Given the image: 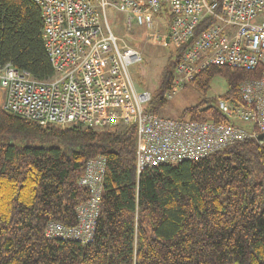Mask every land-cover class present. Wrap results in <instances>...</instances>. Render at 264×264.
I'll list each match as a JSON object with an SVG mask.
<instances>
[{
	"label": "trees",
	"instance_id": "obj_1",
	"mask_svg": "<svg viewBox=\"0 0 264 264\" xmlns=\"http://www.w3.org/2000/svg\"><path fill=\"white\" fill-rule=\"evenodd\" d=\"M43 25L34 0H0V64L52 78ZM182 50L167 64L175 68ZM260 74L212 65L190 85L206 94L221 76L227 91L220 98L239 103L240 83ZM173 78L166 67L149 111L160 114ZM218 102L204 97L179 118L226 121ZM32 138L43 143L22 142ZM98 155L107 166L93 239L47 237L50 220L78 223L76 209L89 198L79 180ZM136 162L135 125L43 127L0 106V264H264V140L246 139L139 176Z\"/></svg>",
	"mask_w": 264,
	"mask_h": 264
},
{
	"label": "built area",
	"instance_id": "obj_2",
	"mask_svg": "<svg viewBox=\"0 0 264 264\" xmlns=\"http://www.w3.org/2000/svg\"><path fill=\"white\" fill-rule=\"evenodd\" d=\"M34 1L42 11L54 76L40 80L12 63L0 64L4 110L43 127L135 125L137 176L146 168L199 160L264 134V0ZM109 8L126 14L130 24L134 19L145 26L152 44L183 47L172 89L189 85L212 65L261 74L240 83L239 103L219 100L223 122L170 118L149 111L152 94L139 90L130 73L132 65L143 61V54L115 33ZM205 21L209 24L197 33ZM106 161L98 155L86 162L79 184L88 190L89 198L76 209L78 223L66 226L50 220L47 237L83 243L93 239Z\"/></svg>",
	"mask_w": 264,
	"mask_h": 264
},
{
	"label": "rangeland",
	"instance_id": "obj_3",
	"mask_svg": "<svg viewBox=\"0 0 264 264\" xmlns=\"http://www.w3.org/2000/svg\"><path fill=\"white\" fill-rule=\"evenodd\" d=\"M110 23L115 33L127 45L139 49L143 54V61L134 64L130 67L131 76L139 90H148L152 96L160 95L163 91V72L164 69L174 71L175 68L171 64H167L169 56L172 59L176 56V48L174 45L165 47L162 45H154L147 41V30L145 26H136L133 22L132 27H128L127 15L118 13L116 10L109 8L108 10ZM166 23L167 19H163ZM227 91V82L217 76L211 89L202 94L198 92L192 85H187L182 88L168 89L166 92L172 96L167 98L166 104L161 108L160 114L170 118H179L184 110L190 106H194L201 102L206 97L211 103H217ZM166 93V94H167ZM5 98L4 89L0 86V106L3 107ZM25 145H40L43 143L41 138H32L22 141Z\"/></svg>",
	"mask_w": 264,
	"mask_h": 264
},
{
	"label": "crops",
	"instance_id": "obj_4",
	"mask_svg": "<svg viewBox=\"0 0 264 264\" xmlns=\"http://www.w3.org/2000/svg\"><path fill=\"white\" fill-rule=\"evenodd\" d=\"M128 19H129V18L127 17V23H128V25H129L128 27H132L133 22H135V20L133 19V20H132V23L130 24L129 21H128ZM135 23H136V22H135ZM136 26L138 27V26H141V25H138V24L136 23ZM143 27H144V26H143ZM145 28H146V27H145ZM146 30H147V41L149 42V40H148V33H149V30H148L147 28H146ZM150 43H151V42H150ZM154 45H156V44H154ZM158 45H159V44H158ZM162 46H163V45H162ZM170 46H171V45H170ZM170 46H169V47H170Z\"/></svg>",
	"mask_w": 264,
	"mask_h": 264
},
{
	"label": "water",
	"instance_id": "obj_5",
	"mask_svg": "<svg viewBox=\"0 0 264 264\" xmlns=\"http://www.w3.org/2000/svg\"><path fill=\"white\" fill-rule=\"evenodd\" d=\"M258 139H259V140H264V134H260V135L258 136Z\"/></svg>",
	"mask_w": 264,
	"mask_h": 264
}]
</instances>
